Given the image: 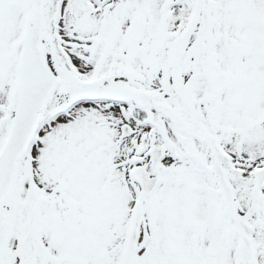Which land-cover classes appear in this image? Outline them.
<instances>
[{"label": "snow or ice", "instance_id": "1", "mask_svg": "<svg viewBox=\"0 0 264 264\" xmlns=\"http://www.w3.org/2000/svg\"><path fill=\"white\" fill-rule=\"evenodd\" d=\"M0 264H264V0H0Z\"/></svg>", "mask_w": 264, "mask_h": 264}]
</instances>
